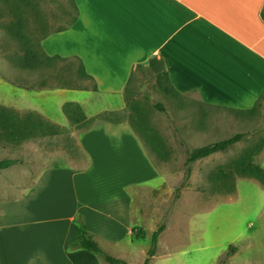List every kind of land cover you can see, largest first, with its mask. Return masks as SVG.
Returning <instances> with one entry per match:
<instances>
[{"label": "rangeland", "instance_id": "374dc122", "mask_svg": "<svg viewBox=\"0 0 264 264\" xmlns=\"http://www.w3.org/2000/svg\"><path fill=\"white\" fill-rule=\"evenodd\" d=\"M75 18L72 0H0V107L18 115L34 112L61 128L56 135H41L13 147L0 146V161H17L9 169L0 170V200L11 195V186L28 188L47 171L86 169L90 158L80 140L87 121L104 118L115 125L130 124L134 109L147 117L145 127L153 128L163 138L168 156L166 161L155 158L143 144L159 171L158 177L143 171L124 180L131 185L136 182L127 192L131 197V229L144 228L146 238L133 240L124 226L116 225V242L99 238L101 248L127 263L144 264L153 233L166 224L151 264H264V184L242 178L230 194L201 191L207 188L208 175L214 169L236 160L264 138V102L257 113L239 115L210 108L197 94L168 96L161 91L156 73L146 65L134 72L123 102L98 94L91 80H76L81 90L37 91L43 80L47 87L56 85L53 75L68 73L72 64L59 62L54 72L45 67L36 71L18 69L15 61L24 51L8 34L9 26L21 23L22 33L40 44L46 36L54 35L50 51L59 53L60 37L55 32L69 28ZM30 86L36 90L24 89ZM67 103L82 108L86 123L79 126L68 119L63 111ZM156 103L163 104L168 115L157 111ZM239 133L249 135L225 153L187 165L190 151ZM256 163L264 169V149L256 156ZM91 178L99 192L113 187L96 172ZM53 203L57 212L61 198ZM44 219L43 215L39 220ZM58 229L59 224L35 225L36 234L62 233Z\"/></svg>", "mask_w": 264, "mask_h": 264}, {"label": "crops", "instance_id": "0c3cea01", "mask_svg": "<svg viewBox=\"0 0 264 264\" xmlns=\"http://www.w3.org/2000/svg\"><path fill=\"white\" fill-rule=\"evenodd\" d=\"M73 1L77 20L56 33L60 52L50 51L54 35L42 46L49 56L80 59L100 95L123 102L138 66L152 59L164 62L179 93L197 94L208 107L248 111L264 95V0ZM80 143L86 169L47 171L0 200V264H106L73 247L81 221L96 241L116 242V225L132 236L127 192L136 182L124 180L143 171L157 178L158 169L127 122L96 121ZM93 172L113 187L99 192ZM43 223L62 233L36 234Z\"/></svg>", "mask_w": 264, "mask_h": 264}, {"label": "trees", "instance_id": "16d2710c", "mask_svg": "<svg viewBox=\"0 0 264 264\" xmlns=\"http://www.w3.org/2000/svg\"><path fill=\"white\" fill-rule=\"evenodd\" d=\"M74 3V1L72 0ZM75 5V3H74ZM76 10V7H75ZM262 18L264 19V10L262 12ZM77 20L76 18L73 23L69 26L71 27ZM64 30H60L61 32ZM55 32V33H58ZM8 34L19 41L24 54L15 61V65L18 69L27 71H36L45 67L54 72V68L59 62H69L72 69L68 73L59 75H53L56 85L46 86V82L43 80L42 84L39 85L40 90H81L79 86L76 85V80H92V77L87 73L86 68L82 61L76 57L74 58H63L59 55L49 56L43 49L42 44L38 41H32V39L27 38L22 33L21 23H13L9 26ZM54 34V33H53ZM52 35V34H51ZM46 36L42 42L49 37ZM76 65V68L73 66ZM145 65L138 66L142 68ZM156 73L158 85L161 91L168 96H181L171 84L169 79L168 71L165 64L161 60L152 59L146 65ZM68 77V78H67ZM133 81V75L130 79L129 85ZM21 87V86H20ZM23 88V87H21ZM127 88V89H128ZM28 91L36 90L32 86L24 88ZM94 91H98L97 86L94 84ZM127 91V90H126ZM264 102V95H262L255 106L248 111H240L228 108H220L228 110L235 114H255L259 111L261 104ZM157 111L168 115L166 107L161 103H156L154 106ZM210 108H219L209 106ZM63 111L68 117V119L75 125L81 126L82 123H86V117L82 108L75 103H67L63 107ZM132 120L130 121V127L139 137L145 146H148L151 152L155 155V158L160 160H167L166 144L161 136L155 133L153 128L145 127L147 117L141 112H137L132 109ZM106 121L104 118H93L87 121V130L92 127L96 121ZM61 131V128L54 125L34 112H28L24 115H18L16 112L10 109L0 107V146H18L25 141H29L35 137L41 135H56ZM249 134L239 133L226 140L218 141L201 148H197L189 152L187 165L194 164L198 161L211 157L215 154L225 153L231 149L236 144L242 142ZM6 143V144H5ZM7 145V146H6ZM264 149V138L255 143V145L250 146L243 151L241 155L229 164H224L218 166L208 175L207 188L201 190L203 193H217V194H230L235 191L236 183L239 179H255L260 183L264 184V169L256 163V156L261 153ZM17 163L14 159H5L0 161V170H6L14 166ZM191 172V169H190ZM166 230V224H162L153 233L151 237V246L147 252V258L144 264H151L152 259L156 256L157 248L159 244V238L162 233ZM77 231V241L73 244L74 248L82 249L93 253L94 255L101 258L106 264H130L121 259H117L110 254H108L98 242L95 240V236L90 233L83 221L76 224ZM132 238L133 240H141L146 238V231L142 227L134 226L132 228Z\"/></svg>", "mask_w": 264, "mask_h": 264}]
</instances>
